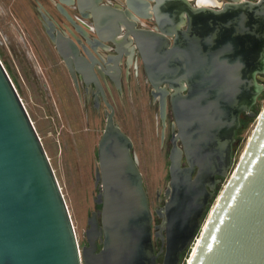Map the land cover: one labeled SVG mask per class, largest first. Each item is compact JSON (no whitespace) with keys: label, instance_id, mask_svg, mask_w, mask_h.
I'll use <instances>...</instances> for the list:
<instances>
[{"label":"water","instance_id":"95a60500","mask_svg":"<svg viewBox=\"0 0 264 264\" xmlns=\"http://www.w3.org/2000/svg\"><path fill=\"white\" fill-rule=\"evenodd\" d=\"M162 1L156 0V14ZM261 1L257 11L264 19ZM126 2L139 13L146 0ZM181 14L172 45V32L161 22L158 31L132 32L153 88L169 83L174 90L188 163L181 165L182 148L171 149L166 202L158 210L162 223L155 232L132 139L112 110L98 142L95 209L80 248L48 154L0 60V264H158L160 254V264H179L195 241L186 264H264V105L252 114L256 123L235 167L232 146L240 113L263 90L257 75L264 73V51L252 55L247 49L254 31L241 17L204 33L198 19L182 20ZM227 30L232 35L219 42ZM182 59L190 65H179ZM216 175L229 176L218 195L208 189L216 188ZM154 236L162 239L157 253Z\"/></svg>","mask_w":264,"mask_h":264},{"label":"flooded vegetation","instance_id":"af4514ba","mask_svg":"<svg viewBox=\"0 0 264 264\" xmlns=\"http://www.w3.org/2000/svg\"><path fill=\"white\" fill-rule=\"evenodd\" d=\"M10 1L17 11L18 20L24 25L20 36L25 46L30 48L23 49L28 63L40 75L41 81L43 77L44 79L48 77L52 82L56 81L62 89L65 106L73 107L79 116L83 117L86 124H96L101 115L106 126L112 110L115 120L114 90L123 91L125 83H129L133 78L139 82L143 80L144 87H149L150 104L160 128L162 148L167 150L169 165L171 149L174 147L182 148L181 165H188L173 110L172 93L174 90L170 89L169 83L161 84L160 89L153 88L147 78L145 64L133 40L132 32L158 31V23L161 22L164 27L169 28L168 31L172 32V36L169 37L172 45L176 38L175 24L179 18V11L187 14V17L185 16L186 19L188 18L187 21L190 18L193 21L198 19L201 26L199 28H202L204 33H209L212 24L214 26L221 22L227 24L233 19L232 17L237 16L238 20L240 17L244 19L246 26H250L254 31V34L249 36L252 39L251 47L247 49L253 53L252 55L264 51V19L257 11L263 2L261 0H225V3L237 5V7L229 6L219 15L207 11L206 14L199 16H196L198 14H195L184 0H163L158 14L153 10L156 0H146L143 7L139 8V13L127 9V0ZM233 10L237 12L236 15H233ZM183 27L186 28V25ZM259 33L262 39H259ZM231 35L229 30L223 31L219 42H225L224 39ZM242 38L246 39L247 35ZM178 64L186 67L190 65L186 59H182ZM248 65L249 68H254L256 63ZM200 67L195 66L194 68ZM261 69H264V63ZM257 81L264 84V73L257 75ZM183 84L186 86L185 83ZM165 90L168 93H164ZM182 92L187 93V88L182 89ZM260 95L261 92L249 111L240 113L239 125L235 130L232 144L233 153L240 142L239 132L243 122L256 113L254 109ZM162 101L165 103L164 114L162 113ZM195 174L196 170L194 176ZM215 179L216 186L214 187H217L221 177L216 175ZM208 189L215 191L210 187ZM165 202L166 197L163 192L162 196L158 197L157 206L153 210L151 208L154 232L158 230L155 227L162 223L158 210L165 205ZM100 208L99 204L95 211ZM97 221L100 225V218L97 217ZM86 244H82L81 247ZM97 244L98 252L102 245L99 241ZM154 245L157 253L162 246V239L154 236ZM162 259L163 255H158V264Z\"/></svg>","mask_w":264,"mask_h":264},{"label":"rangeland","instance_id":"374dc122","mask_svg":"<svg viewBox=\"0 0 264 264\" xmlns=\"http://www.w3.org/2000/svg\"><path fill=\"white\" fill-rule=\"evenodd\" d=\"M24 25L18 20L16 9L10 0H0V59L6 67L28 114L42 140L57 180L60 184L80 248L86 244L87 222L95 209V173L98 165V142L105 122L99 115L96 124H86L73 107L67 108L62 89L48 77L40 80L23 53L25 46L20 36ZM142 78V77H141ZM254 112L264 105V84ZM146 89V90H145ZM149 87L143 80L133 78L125 83L122 95L114 90L113 103L117 125L131 137L133 152L137 156L144 186L151 208L158 204L159 195L169 184L167 150L162 148L160 128L150 104ZM256 123L251 116L240 129V142L234 150L233 167ZM93 126V127H92ZM229 177V176H228ZM227 178H222L215 188L218 195ZM193 247V245H192ZM189 253L181 255L179 264H186Z\"/></svg>","mask_w":264,"mask_h":264},{"label":"clouds","instance_id":"9594fccd","mask_svg":"<svg viewBox=\"0 0 264 264\" xmlns=\"http://www.w3.org/2000/svg\"><path fill=\"white\" fill-rule=\"evenodd\" d=\"M184 2L192 9L194 13L211 11L214 14L219 15L225 12L229 6L237 7V5H229L225 3V0H184ZM185 16L187 17V14L182 13L181 19L183 20ZM262 58H264V54H262Z\"/></svg>","mask_w":264,"mask_h":264},{"label":"bare ground","instance_id":"6f19581e","mask_svg":"<svg viewBox=\"0 0 264 264\" xmlns=\"http://www.w3.org/2000/svg\"><path fill=\"white\" fill-rule=\"evenodd\" d=\"M246 145V144H245ZM244 148H245V146H244ZM244 150V149H243ZM195 245H196V241L193 243V247H192V249H191V252L193 251V249L195 248ZM189 259V258H188Z\"/></svg>","mask_w":264,"mask_h":264}]
</instances>
